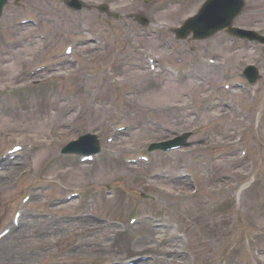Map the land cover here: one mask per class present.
Masks as SVG:
<instances>
[{"label": "rangeland", "instance_id": "obj_1", "mask_svg": "<svg viewBox=\"0 0 264 264\" xmlns=\"http://www.w3.org/2000/svg\"><path fill=\"white\" fill-rule=\"evenodd\" d=\"M33 1L20 6L5 0L0 11V41L5 43L0 46V232L10 229L0 242V264H123L130 259L135 264H264V209L254 206L258 198L264 200V45L236 49L235 42L225 41L223 28L212 40L192 34L175 38V47L168 49L161 39L132 36L114 19L125 9L147 7L126 0L118 13L111 12L109 24L99 22L98 11L80 12L75 23L64 14L56 13L63 23L46 15L39 31L50 33L52 43L28 37L34 33L31 27L20 33V42L32 52L42 48L32 61L9 47L15 39L9 32L20 15L29 14V5L37 4ZM177 1L169 14L155 16L166 19V30L181 25L203 0ZM40 6L38 11L44 10ZM238 15L237 25L261 26L264 0H246ZM90 34L112 49L95 61L94 78L87 77L94 70L89 65L82 71L67 65L59 76L60 71L24 73L58 57L61 37ZM93 45H84L89 54ZM135 45L155 53L159 65L184 73L155 74L142 57V63L126 64L136 60ZM196 56L219 59V67L192 64ZM255 61L261 77L250 85L240 75ZM237 81L242 86H223ZM185 131L191 132L188 145L172 153L155 151L150 162L127 160L147 153L152 142ZM88 132L99 135L103 150L93 163L61 153ZM15 144L23 150L10 156L7 151ZM252 183L246 195H237ZM181 190L190 195L177 196ZM148 213L155 223L145 220ZM137 215L138 223L129 222ZM169 223L179 224L175 238L165 236L174 231ZM252 235L261 236L259 247L249 241ZM185 236L186 243L180 240Z\"/></svg>", "mask_w": 264, "mask_h": 264}, {"label": "bare ground", "instance_id": "obj_2", "mask_svg": "<svg viewBox=\"0 0 264 264\" xmlns=\"http://www.w3.org/2000/svg\"><path fill=\"white\" fill-rule=\"evenodd\" d=\"M1 1L2 0H0V4H1ZM22 1L23 0H14V2L16 3V5H19L20 4V6H23L22 5ZM40 1L41 0H37L36 2L37 3H40ZM97 1V3L99 2V1H102V0H96ZM212 1L213 2H215V4L214 3H212ZM140 2L141 3H143V0H140ZM162 3H164V0H162ZM135 4V3H134ZM146 4H147V0H146ZM152 4H154V2H152ZM202 4V6L200 7V8H198L197 10H200V12H199V14L197 15V16H190V17H188L186 20H185V22L183 23V25L181 26V27H178V28H176L175 30H173V32L175 33V34H177V35H181L182 33L183 34H186L187 36L189 35V34H192L193 36H199V35H205L204 33H202L201 31L204 29V28H206V27H209V29H208V31L207 32H211L212 31V29H213V25H217L218 23H221V22H223L224 24H229V22H227V20L229 19V17H232L236 12H237V10L240 12L242 9H243V6L242 5H240V4H238V1L237 0H232V2L231 1H228V0H205V2L204 3H201ZM47 6L49 5V4H46ZM126 5H127V3H126ZM139 5V3L137 4V5H135V6H138ZM150 6H151V3L149 4ZM33 6V4H30V7H32ZM128 6V5H127ZM35 7V6H34ZM163 7V6H162ZM127 10V9H126ZM163 10H164V8H163ZM196 10V9H195ZM44 11V10H43ZM168 11V7L162 12V13H164V12H167ZM29 12H31V11H29ZM46 13H50L51 12V7H50V5L46 8V11H45ZM21 13H25V12H21ZM161 13V14H162ZM61 14H63L62 12H61ZM125 14H128V15H130V16H133V18L132 19H129V18H127L126 16H124V15H122L123 16V18H125L127 21H126V23H127V29L128 28H130L131 30H132V32L133 31H136V32H138V30H139V24H138V22L136 21V18H135V16L137 17V18H139L140 20H141V22H142V25H143V21H142V18H148V13L146 12V11H144V14L143 15H139V13H137V11H134V12H130V13H127V11L125 12ZM173 16H176V13H171ZM106 15H107V12L105 11V9H103V12H102V14H101V17H100V20H101V23H106V22H108V23H106V24H109V23H111V20H110V18L109 17H106ZM177 15H180V14H177ZM23 15H20V17H22ZM27 16H29V17H27V18H24V20H25V22L23 23V24H19L18 25V28H17V31H10L9 33L10 34H13V36H15L16 38H17V40L16 39H13L12 40V44H9V46L10 47H12L13 49H16V51H18V52H20V55L23 53H26V55H24L23 57H21V58H25L26 56H31V52H32V50H30L29 48V46L28 45H22V43L20 42L21 41V37H20V33H21V35L23 34V31H22V29L24 28V27H26L28 24H30L33 28H34V33H31L28 37H30V38H33V36H35V37H37V39L38 40H40L42 43H46V44H49V43H52L53 42V37H52V35L51 34H49V33H47V32H44V33H42V32H40L39 31V27H40V24H39V21L40 20H43L44 18H45V16L46 15H39V17H36V16H34V14L32 15V16H30V14H27ZM161 16H163V15H161ZM169 17H171V16H169ZM55 19H59V17H58V15H57V17L55 18ZM157 19H161V20H163V21H165L166 19L164 18V17H160V18H157ZM23 20V21H24ZM169 24V23H168ZM170 25V24H169ZM171 26H173V25H171ZM116 28H120L119 26H115ZM212 27V28H211ZM181 28V29H180ZM226 28H228V26H226ZM37 29V30H36ZM18 30H20V31H18ZM16 32V33H15ZM113 32V30L112 29H110L109 31H108V35H111L112 37H111V39L113 40V41H115L116 40V38L114 37V33H112ZM160 34H162V32H160ZM242 35H244V37H242L241 39L244 41V42H247V40H249V39H252V40H255L256 42H257V40H259V36L257 35V34H255V33H251V32H244V33H242ZM134 37H136V36H138V37H140V38H142L143 36H140V33L138 32L136 35H133ZM61 38H63V40H65L66 39V37H61ZM26 40V39H25ZM61 44H62V42H61ZM61 44H60V46H61ZM0 46H5V43H3L2 41H0ZM59 46V47H60ZM72 45L71 44H69V47H71ZM100 46H104L105 47V49L103 50V51H99V50H97V49H95V51H93V53H92V56H93V60H92V63L94 62V64H89L90 63V61H91V59L89 58V60L87 61V62H83L82 63V61H81V59L78 61V64H80V66H79V68H81V67H83L84 69L86 68V66L87 65H89L90 66V69H96V63H95V61L96 60H98V58H99V55L100 54H102V53H105V52H111L112 51V49H111V47L109 46V44L107 43H105V42H101L100 43ZM79 50L85 55V52L79 47ZM114 51H115V53H117V50L116 49H113ZM61 51V48H59V50L57 51V52H60ZM97 52H99V54L97 55V57H96V53ZM140 52H142V51H138L137 53H139V55L141 56V53ZM145 53V52H144ZM37 55V53L36 54H34V57ZM66 55H68V54H66ZM114 55V54H113ZM116 55V54H115ZM149 55V54H148ZM9 57H10V59H11V55H9ZM32 57V56H31ZM153 56L152 55H149V58H152ZM36 58V57H35ZM66 59L68 58V60L69 61H73V60H76V58H77V56H73V55H68V57L66 56L65 57ZM15 60V59H14ZM19 60V59H18ZM13 61V60H12ZM10 62V64L12 63V64H14V61L13 62ZM19 62H21L20 63V65L22 64V61L20 60ZM46 62V61H45ZM16 63H18V62H16ZM19 65V66H20ZM132 65V62L130 63V66ZM35 66V65H34ZM68 67L66 66V67H61V69H57L56 71H60L58 74H56V76L58 75H60V74H62L63 75V73H62V70L63 69H67ZM120 68H122V66L120 65ZM31 69H33V66H30L29 68H27V69H25L26 71H31ZM25 71V72H26ZM55 71V72H56ZM50 73H52V72H50V71H43L42 73H40V75H44V76H48ZM190 74H192V73H190ZM62 75H61V77H62ZM102 76V75H101ZM96 133V132H95ZM135 136H138V134H134ZM177 135H175L174 137H176ZM88 143H89V147H91V146H93V145H98V139L97 138H91L90 137V135H88ZM82 141H85V140H82ZM183 141H185V139H184V135H182L181 136V138H180V140L179 141H177L176 143L178 144V143H182ZM168 144H171L172 142L171 141H169L168 140ZM85 145H83V144H81V143H79V142H75V147L77 148V149H79V148H82V147H84ZM155 149H159V148H157L156 146H151V147H148L147 148V151H151V150H155ZM22 150V148L20 149V151ZM19 151V152H20ZM18 152V153H19ZM173 152V150L171 149L170 150V152L168 151V153H172ZM103 153V152H102ZM154 156H155V153H154ZM154 156L152 157V158H154ZM133 158H136L135 156L134 157H130V159H133ZM163 177H167V176H165V175H163ZM258 191L260 190L259 189V187H258V189H257ZM256 190V191H257ZM244 190H243V188L242 189H240V190H238L236 193H237V195H239L240 197H241V195H242V192H243ZM261 191V190H260ZM235 192V191H234ZM162 193H164V192H162ZM177 196L178 195H183V196H189L190 194H189V192L188 191H184V190H181V192L179 193V194H176ZM244 195H246V194H244ZM31 196V195H30ZM235 197V196H234ZM237 198H238V196H237ZM262 198V197H261ZM258 199H260V198H258ZM264 209V208H263ZM149 214V213H148ZM133 217V216H132ZM134 217H136L135 219L137 220V222L138 221H140V216H134ZM147 217H148V219H145V220H148V221H150L151 223H155V222H153V219H152V214H149V215H147ZM156 221V220H155ZM162 223H165L164 221H161ZM168 227H170V228H172L174 231L171 233L169 230L166 232V234H165V236L166 237H168V238H170V236H171V234H172V236H173V238H175L176 236V230L178 229V227H179V224H177V226L176 227H173L172 225H171V223H169L168 224ZM261 237V236H260ZM260 237H259V239H257L256 241H255V243L258 241L259 242V240H260ZM171 239V238H170ZM180 240H182L184 243H186L187 241H188V236H185V239H180ZM258 242H257V246L259 247V245H258ZM167 243V242H166ZM167 251V250H166ZM175 252L176 250H173V249H171V250H169L168 252ZM176 253H177V251H176ZM161 260L163 259V258H161V257H159Z\"/></svg>", "mask_w": 264, "mask_h": 264}, {"label": "flooded vegetation", "instance_id": "obj_3", "mask_svg": "<svg viewBox=\"0 0 264 264\" xmlns=\"http://www.w3.org/2000/svg\"><path fill=\"white\" fill-rule=\"evenodd\" d=\"M90 2H92L91 0H89ZM84 2L85 4L86 3H88V4H90V5H92L93 7H94V9H96L97 11H98V13H100V14H102V12H103V10L102 9H105V11L107 12V15H106V17H110L111 16V10L110 9H108V8H106L105 7V5H106V3L108 2V1H112V2H115V4H116V7L120 4V2L121 1H124V0H102V1H99L98 3H97V1H95V2H92V3H90V2ZM63 5H65L64 6V10H69V8L67 7V5L65 4V3H63V2H61ZM126 3V2H125ZM143 4H145L146 5V2H144L143 1V3H139V5L138 6H143ZM150 3H147V7L145 8V9H136L135 11H138V10H141V11H139V13H144V11H148L147 13L149 14V13H155V3L154 4H152L151 3V6L149 5ZM138 6H135L136 8L138 7ZM102 10V11H101ZM124 11V16H126L127 18H129V19H132L133 18V16H130V15H128V14H125V12L127 11V13H130V12H128V10H123ZM132 12H134V11H132ZM63 15V14H62ZM65 17H67L70 21L72 20V21H74V19H71L70 18V16L69 15H66L65 14ZM58 20H60V23H63V19H62V17H59V19Z\"/></svg>", "mask_w": 264, "mask_h": 264}]
</instances>
